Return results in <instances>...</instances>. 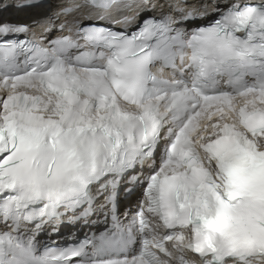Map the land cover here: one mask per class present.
Returning <instances> with one entry per match:
<instances>
[{"label": "snow or ice", "instance_id": "obj_1", "mask_svg": "<svg viewBox=\"0 0 264 264\" xmlns=\"http://www.w3.org/2000/svg\"><path fill=\"white\" fill-rule=\"evenodd\" d=\"M0 0V264H264V0Z\"/></svg>", "mask_w": 264, "mask_h": 264}]
</instances>
